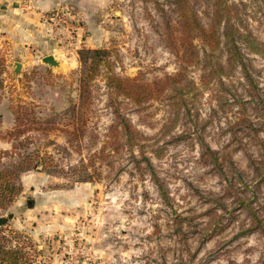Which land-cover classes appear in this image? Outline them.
I'll return each instance as SVG.
<instances>
[{
    "label": "rangeland",
    "instance_id": "1",
    "mask_svg": "<svg viewBox=\"0 0 264 264\" xmlns=\"http://www.w3.org/2000/svg\"><path fill=\"white\" fill-rule=\"evenodd\" d=\"M6 4L0 150L47 167L0 219L34 264H264V0Z\"/></svg>",
    "mask_w": 264,
    "mask_h": 264
},
{
    "label": "trees",
    "instance_id": "2",
    "mask_svg": "<svg viewBox=\"0 0 264 264\" xmlns=\"http://www.w3.org/2000/svg\"><path fill=\"white\" fill-rule=\"evenodd\" d=\"M107 53L108 51L105 49L83 50L80 53V62L82 65H86L88 57L92 55L94 60L91 63V72L95 70L96 66L105 62L110 67L111 63L106 61L105 58ZM169 79L170 78H166V80ZM131 81L136 80L131 78L122 79L110 74L107 77L110 90L114 87L115 89L123 90L126 95L135 98L138 94L133 93V88L127 85ZM87 84L88 81H84V87ZM1 85L0 83V86ZM18 118L19 117L15 118L16 128L12 132V135L17 138L25 131L24 129H18ZM121 126L125 131L131 130L126 122ZM12 147L14 149L13 151L0 150V211L12 205L22 192L20 177L23 173L37 169L39 162H42L43 166L47 167V164L43 163L42 159H39L37 154L25 152L15 153V144ZM7 157L10 158L9 162L6 161ZM39 254L40 251L34 246L28 235L14 229H5L4 226L0 227V264H34Z\"/></svg>",
    "mask_w": 264,
    "mask_h": 264
},
{
    "label": "water",
    "instance_id": "3",
    "mask_svg": "<svg viewBox=\"0 0 264 264\" xmlns=\"http://www.w3.org/2000/svg\"><path fill=\"white\" fill-rule=\"evenodd\" d=\"M43 63H45V64H47V65H49L51 67H57V66H59V62L56 61L55 57L54 56H51V55L50 56H47V57H44L43 58ZM20 69H21V64L20 63H16V72H19ZM13 217H14V215L13 214H10L8 216V218H1L0 219V226L5 225V223H7V221H8V219H11Z\"/></svg>",
    "mask_w": 264,
    "mask_h": 264
},
{
    "label": "crops",
    "instance_id": "4",
    "mask_svg": "<svg viewBox=\"0 0 264 264\" xmlns=\"http://www.w3.org/2000/svg\"><path fill=\"white\" fill-rule=\"evenodd\" d=\"M8 5L9 4L1 5V7H0V14L2 13V11H5V10L6 11L3 14H8L10 12L11 9H10V7ZM0 18H2V17H0ZM1 26H2V24H1Z\"/></svg>",
    "mask_w": 264,
    "mask_h": 264
}]
</instances>
